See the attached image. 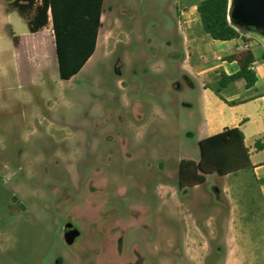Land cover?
<instances>
[{
  "label": "rangeland",
  "instance_id": "obj_1",
  "mask_svg": "<svg viewBox=\"0 0 264 264\" xmlns=\"http://www.w3.org/2000/svg\"><path fill=\"white\" fill-rule=\"evenodd\" d=\"M199 1L104 0L93 56L62 80L51 27L31 34L0 0V264H125L120 237L138 243L133 264H231L226 236L190 231L230 206L178 185L197 129L178 16ZM68 221L85 235L73 251Z\"/></svg>",
  "mask_w": 264,
  "mask_h": 264
},
{
  "label": "crops",
  "instance_id": "obj_2",
  "mask_svg": "<svg viewBox=\"0 0 264 264\" xmlns=\"http://www.w3.org/2000/svg\"><path fill=\"white\" fill-rule=\"evenodd\" d=\"M200 2L180 8L178 16L177 27L183 46L178 53L185 71L184 94L188 96L184 108L187 119L194 122L197 128L196 132L189 134L193 152L180 162L199 160L197 144L201 140L226 129L239 128L244 134L253 167L222 177L209 175L204 184L194 187L208 185L218 203L217 207L226 202L230 206V215L223 220L219 211L214 210L216 223L210 225L209 214L202 226L197 225L195 230L194 227L191 229V225L190 231L198 232L201 237L226 236L229 239L231 264H264V147H257L258 144L264 146V41L247 32L231 41L212 39L201 25L197 11ZM11 12L14 11L8 13ZM49 27L53 32L50 24L34 35ZM12 33L17 36L13 30ZM17 37L18 44L14 42V45L21 48L22 39ZM247 50L255 58L254 86L247 87L246 80L239 79L226 84L218 95L215 89L219 88L222 75L230 77L240 70L238 62L226 58ZM192 96L196 98H190ZM235 205L248 207L246 213L236 218ZM190 247L191 252L195 253L193 249L196 245L191 243ZM216 249L219 251L220 247Z\"/></svg>",
  "mask_w": 264,
  "mask_h": 264
},
{
  "label": "trees",
  "instance_id": "obj_3",
  "mask_svg": "<svg viewBox=\"0 0 264 264\" xmlns=\"http://www.w3.org/2000/svg\"><path fill=\"white\" fill-rule=\"evenodd\" d=\"M12 11L28 23L32 34L38 33L52 24L60 78L70 80L76 76L93 56L99 31L102 27L104 0H7ZM232 0H203L197 7L201 25L206 34L217 41H231L246 32L236 27L230 20ZM14 42L18 37L12 33ZM236 61L239 72L228 77L222 75L219 88L239 79L246 80L252 87L256 75L250 69L255 58L247 50L226 58ZM258 149L263 148L261 144ZM199 160H182L179 164L178 185L182 193L204 184L207 176H226L253 167L249 151L244 142V134L239 128H230L201 140L197 144ZM218 197V195H217Z\"/></svg>",
  "mask_w": 264,
  "mask_h": 264
},
{
  "label": "water",
  "instance_id": "obj_4",
  "mask_svg": "<svg viewBox=\"0 0 264 264\" xmlns=\"http://www.w3.org/2000/svg\"><path fill=\"white\" fill-rule=\"evenodd\" d=\"M231 8L229 20L236 27L259 34L264 38V0H232ZM78 234L74 226L66 227L67 244H72Z\"/></svg>",
  "mask_w": 264,
  "mask_h": 264
},
{
  "label": "flooded vegetation",
  "instance_id": "obj_5",
  "mask_svg": "<svg viewBox=\"0 0 264 264\" xmlns=\"http://www.w3.org/2000/svg\"><path fill=\"white\" fill-rule=\"evenodd\" d=\"M69 225L74 226L77 229L78 233H79L78 236L75 238L74 242L69 245V244H67L66 239H65V229L63 231L64 232L63 233V240L67 244V246L70 247L72 249V251H73V249H75L76 246H78L79 244H81L83 242V239H84V236L85 235H84V231L81 229V227L76 226L75 223H73L71 221H68L66 223L65 228L68 227ZM124 244H125L124 237H122V238L120 237V240L118 242V248L119 249H122V250L124 249V251H122V252H124V254L127 251L129 253V257H128L129 259L125 261V264H133V263H135L136 245L138 243L136 241L133 242L129 249L126 247V244H125V247H124ZM85 247L88 248V249H90V247L88 245H86ZM85 259L86 258L83 256L82 257V260H85ZM82 264H89V263L88 262L85 263V261H82Z\"/></svg>",
  "mask_w": 264,
  "mask_h": 264
},
{
  "label": "built area",
  "instance_id": "obj_6",
  "mask_svg": "<svg viewBox=\"0 0 264 264\" xmlns=\"http://www.w3.org/2000/svg\"><path fill=\"white\" fill-rule=\"evenodd\" d=\"M250 69H251L252 71H255V70H256V66H255L254 63L250 65Z\"/></svg>",
  "mask_w": 264,
  "mask_h": 264
}]
</instances>
